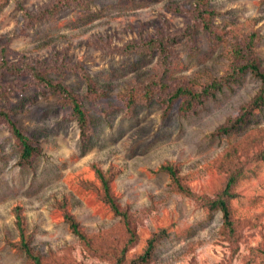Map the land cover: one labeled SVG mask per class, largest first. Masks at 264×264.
<instances>
[{
  "label": "rangeland",
  "instance_id": "1",
  "mask_svg": "<svg viewBox=\"0 0 264 264\" xmlns=\"http://www.w3.org/2000/svg\"><path fill=\"white\" fill-rule=\"evenodd\" d=\"M235 57L264 70V0H0V110L34 147L20 163L0 119V264H31L15 215L45 264H138L153 234L143 264H264V106L216 133L259 80L240 73L193 111L167 102L177 87L229 76ZM35 71L77 98L84 137L68 99ZM164 164L203 198L235 175L232 233L218 209L175 190Z\"/></svg>",
  "mask_w": 264,
  "mask_h": 264
},
{
  "label": "trees",
  "instance_id": "2",
  "mask_svg": "<svg viewBox=\"0 0 264 264\" xmlns=\"http://www.w3.org/2000/svg\"><path fill=\"white\" fill-rule=\"evenodd\" d=\"M237 53H241L242 50L240 48L237 49ZM235 61H232L231 63V68L229 71V76H226L223 78L221 81L219 80H214L211 83L207 84L201 89H193L190 85H184L181 87H177L173 94L168 97V104L169 101H171L173 98H181L180 104H179V111L181 113H184L186 111H193V108L201 102V100L206 97L207 95H211L214 90L219 89L222 86V82L226 80H232L235 78L238 74L240 73H245L249 72L252 74L254 77H256L259 82V88L255 95L251 98V100L243 107V114H240L236 116L233 119H230L227 121L226 125H220L216 129V133L221 134V133H226L228 132V129H232L237 122L242 121L243 117L246 116L248 113L252 112L253 109L257 107H262L264 106V70L260 69L258 66V63L256 60H253L252 58H244L242 61L238 59V57H235ZM2 68L7 67L6 62L2 61ZM8 68V67H7ZM2 73V72H0ZM34 77L37 81V83L44 85L45 87L47 86L48 88L51 89H59L60 93H62L63 97L68 99V101H65L67 105H69L71 109V113L74 115L75 119L78 121V125L80 128V135L82 137L85 136L87 130L89 129L88 123H87V118L86 115L81 108L77 98L67 90V88L60 84L59 82L56 81H51L49 78L44 76L42 72L40 71H35L34 72ZM146 86V85H144ZM149 91L148 88H145L144 91H140V94H137L136 97L139 98H144L145 99V94H147ZM135 97V91H132L129 93L128 100H131L133 102ZM61 102L65 103L63 100ZM0 119L4 120V122L7 123V126L9 130L11 131L13 137L15 138L16 142L19 145L20 148V163H25L28 161L30 158L32 152L34 151V147L30 144V138L22 132V130L15 124L14 121H12L9 117L8 114L0 110ZM260 156L264 157V151L261 153ZM161 170L166 171L170 178H171V183L175 187V190L194 198L195 200L199 201L202 205L207 206L208 208H214L218 209L221 212L222 215V224L223 227L228 229V232L232 233V220H231V213L228 205V198L232 195L230 192V188L232 184L235 181V175H230L226 181V184L221 191L216 197L214 198H203L199 195H196L193 191H191L186 185H183L182 183L179 182L178 177L175 174L174 169L172 166L168 164H164L160 166ZM97 176L100 178L103 184L104 190H107V179L104 178L102 172L99 169H96ZM106 195V192H105ZM66 222L68 223V226L70 230L76 234L78 237H82L77 222L74 220L71 214L66 213L64 215ZM15 225L18 229L20 240H19V247L20 249L24 252L27 260L31 264H45L42 260L40 255L34 254L30 247L28 246V241L24 237L23 233V227H22V220L19 215H15ZM130 235L133 237V232L132 230H129ZM159 238L158 234H153L148 240L146 247L144 251L135 257L132 260V263H138V264H143L146 263V260L150 257V254L152 253V248L154 247V243L157 241ZM122 257V256H121ZM123 260V257H122ZM121 262V259L117 264Z\"/></svg>",
  "mask_w": 264,
  "mask_h": 264
}]
</instances>
